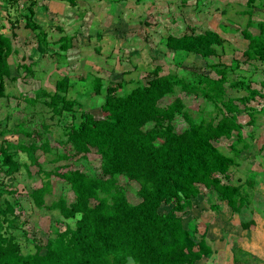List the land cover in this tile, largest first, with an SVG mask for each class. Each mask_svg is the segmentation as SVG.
Segmentation results:
<instances>
[{
  "label": "trees",
  "instance_id": "trees-1",
  "mask_svg": "<svg viewBox=\"0 0 264 264\" xmlns=\"http://www.w3.org/2000/svg\"><path fill=\"white\" fill-rule=\"evenodd\" d=\"M10 1L24 17L25 26L33 31L38 50L47 54L49 33L35 19L34 7L38 0H26L23 8L17 0ZM60 1L73 7L78 5V0ZM247 4L249 18L242 32L248 45L243 54L248 60L264 61V21H255L252 10L257 4L263 5L264 0H248ZM16 20L12 22L13 27L18 24ZM255 24L259 26L258 33L250 30ZM2 28L0 23V97H8L6 79H17L12 75L9 61L15 49L12 37ZM17 35L14 31L13 36ZM72 40L70 35L61 36L58 39L60 49L68 51ZM224 43L223 36L212 29L180 36L169 34L166 40L167 46L175 51L199 54L204 58L217 55L218 46ZM31 66L20 67L32 72ZM211 67L217 77L195 70L187 74L162 73L163 67L156 65L147 81L138 80L129 90H123L125 79L110 82L101 103L105 116L100 118L85 111L79 98L68 97L69 75L56 80L54 91L42 90L44 103L54 115L71 113L70 123L62 127L64 151L56 154L52 161L86 159L95 148L101 156L103 177L72 168L68 163L45 170L36 151H51L48 137L40 144L14 142L4 139L10 130L0 127V170L7 176H14L23 166L29 168L28 163L18 158L19 152H25L30 163L38 166L37 172L44 175L42 184L29 194L34 205L57 210L65 219H75V226L65 223L64 228H59L53 224L52 235L45 243L33 240L36 250L25 253L20 238L28 239V234L21 226L22 210L19 209L22 205L13 198L16 189H8V195L0 192V264H198L209 256L213 248L208 229H198L194 221L198 218L186 225L184 216L193 207L194 198L203 192L200 185L218 192L234 213L250 204L255 179L248 178L240 184L228 180L232 168L239 164L237 158L252 146L244 137L239 112L248 110L249 122L254 123L259 110L248 103L257 96L264 99V79L262 89H258L242 79H231L230 67L225 64H212ZM86 76L90 85L88 95L92 90L100 95L103 79L89 73ZM178 87L187 94L210 101L214 106L210 118L201 114L194 117L180 96L165 106L160 105L161 99L176 93ZM228 87L245 89L247 94L230 95ZM120 90L123 91L120 93ZM260 111L264 112V105ZM177 113L188 123L182 131H177L173 122ZM23 127V123H18L12 131ZM221 138L233 139L231 153L216 144ZM53 175L70 185L74 201L69 202L61 195L47 204V195L53 191ZM121 176L139 184V202L129 200L126 188L120 183ZM162 206L169 208L163 210ZM252 224L254 220L242 225L245 228ZM234 250L235 262L252 264L253 258L257 264H264L263 259L247 250ZM260 260L263 261L260 263Z\"/></svg>",
  "mask_w": 264,
  "mask_h": 264
},
{
  "label": "rangeland",
  "instance_id": "rangeland-1",
  "mask_svg": "<svg viewBox=\"0 0 264 264\" xmlns=\"http://www.w3.org/2000/svg\"><path fill=\"white\" fill-rule=\"evenodd\" d=\"M90 1L78 0L75 7L68 3L67 13L60 8L49 9L45 18L39 19L38 23L49 33L50 40L48 53L42 54L37 48L33 31L25 26V19L15 9L16 6L10 0H0V23L2 31L12 37L15 52L9 61L12 75L17 77L15 80L6 79L8 97H0V127L10 130L4 139L14 142L30 144L35 141L40 144L48 137L51 151H36L45 170L68 163L72 168H80L90 175L104 176L101 156L95 148L91 149L86 159L52 161L56 154L64 151V144L61 142L65 138L62 127L70 123L71 113L65 111L61 116L54 115L41 94L44 89L54 91L56 80L63 75L71 78L68 97L82 100L84 110L99 118L105 116L101 103L110 82L125 79L122 89L129 90L138 80L147 81L148 74L156 65L163 67L162 73L187 74L195 70L217 77L211 65L225 64L230 67L231 79H242L252 87L262 89L264 61L248 60L243 54L248 45L242 32L249 18L246 11L249 9L248 0ZM18 5L23 8L20 3ZM252 10L255 21H264V4H257ZM15 20L18 24L13 27L12 22ZM206 29L219 32L225 39V43L218 46L217 55L204 58L199 54L175 51L166 44L169 34L180 36L193 31L202 33ZM250 30L253 33L260 31L257 24ZM14 31L18 34L16 37L13 36ZM64 35L73 37V45L66 52L58 44V39ZM58 53L65 55L64 58L59 57ZM30 64L32 72L20 67ZM88 73L103 79L100 95H96L93 90L88 95ZM227 90L230 95L247 94L245 89L228 87ZM35 96H38L37 100L34 99ZM176 96L184 99L194 117L201 114L210 118L213 104L202 96L187 94L179 87L176 93L161 99L160 105H167ZM248 105L259 110L254 123L249 122L248 110L239 112L244 137L252 146L237 158L239 164L230 171L228 181L240 184L248 178H254L256 185L252 201L240 212L234 213L218 192L200 185L203 192L194 198L193 207L184 216L186 225L198 218L194 220L199 225L198 229H208V239L213 251L198 264H234L235 248L238 251L242 248L251 255L262 256L264 259V112L260 111L264 99L257 96ZM240 106L244 108L243 104ZM173 122L177 131L188 127L181 113H177ZM18 123L24 124L23 129L12 131ZM232 140L221 138L216 144L223 151L231 153ZM18 154L19 160L28 163L29 168L23 166L14 176H7L0 170V192L8 195V189H16L13 198L18 199L22 205L19 209L22 210L21 226L28 234V239L21 237L20 243L23 251L29 253L36 250L33 240L43 244L52 235L53 224L59 228H64L65 223L75 226V219H65L57 210L34 205L29 194L34 187L42 184L44 175L37 172L38 166L30 163L25 152ZM51 180L53 191L47 195V204L50 205L61 195H65L69 202L74 201V193L65 180L55 175ZM119 180L126 188L129 200L139 202V184L125 176L119 177ZM168 208L169 206H162L163 210ZM250 220H254V224L244 228L242 224ZM252 264H257L253 258Z\"/></svg>",
  "mask_w": 264,
  "mask_h": 264
},
{
  "label": "crops",
  "instance_id": "crops-1",
  "mask_svg": "<svg viewBox=\"0 0 264 264\" xmlns=\"http://www.w3.org/2000/svg\"><path fill=\"white\" fill-rule=\"evenodd\" d=\"M20 5H24V2L26 0H17ZM38 4L35 5L34 9H35V19L37 21H39V19L41 18H45L46 16V12L49 11V9H56V8H60L62 9V11L66 12L67 13V8H69V4L66 2L65 4L63 2H60V1H56V0H38ZM92 2V0L90 1ZM77 17V16H76ZM260 257V256H258ZM261 259H263V257L261 256L260 257ZM264 260V259H263ZM234 264H241L239 262H236Z\"/></svg>",
  "mask_w": 264,
  "mask_h": 264
}]
</instances>
